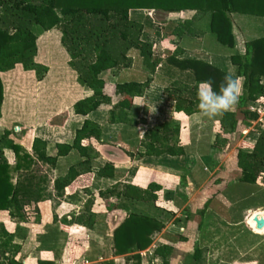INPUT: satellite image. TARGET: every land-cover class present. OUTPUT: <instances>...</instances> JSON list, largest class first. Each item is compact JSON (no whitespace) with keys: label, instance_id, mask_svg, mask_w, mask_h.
Listing matches in <instances>:
<instances>
[{"label":"trees","instance_id":"trees-1","mask_svg":"<svg viewBox=\"0 0 264 264\" xmlns=\"http://www.w3.org/2000/svg\"><path fill=\"white\" fill-rule=\"evenodd\" d=\"M131 11H161L165 13H196L208 15V29L221 46L235 47V30L231 15H246L262 19V37L244 42L242 50L230 56V63L236 68V77L243 76L242 91L234 108L222 114L214 128L213 148L224 153L229 150L236 135H243L253 123L258 121L257 108H264V0H0V73L21 65L25 71H34L37 80H42L48 69L35 63L38 36L50 30L60 33L61 47L66 51L69 67L77 76V83L88 91V95L73 105L75 115L87 116L102 107H109V124L136 125L129 118L133 99L142 97L149 87L157 68L163 60L153 53L152 44L141 39L143 26L130 17ZM192 20H184L171 30V37L180 38L192 35ZM136 51L141 59L143 70L149 77L143 82H122L108 84L102 75L130 68V51ZM183 51L176 48L165 62L175 70L186 73L185 83L172 81L164 95L174 104L177 113L186 116L199 113L197 108V88L201 81L211 80L212 90L218 91L227 74L212 65L199 60L180 59ZM119 100L112 104L109 88ZM3 102V87L0 80V109ZM58 118V117H57ZM63 116H60L59 119ZM65 121V118L62 120ZM49 123L58 125L56 118ZM180 127L170 123H160L148 129L139 147L145 156L160 157L168 155L179 157L184 154L179 144ZM100 128L89 121L76 131L72 145H56V154L47 153V145L36 138L31 145V154L9 138L4 131L0 136V212L24 223L27 220L26 208L45 199L46 177L35 173L39 165L55 167L57 159L67 156L75 150L81 159L70 165L67 173L54 181V188L59 197H63L65 188L70 193L69 200H78L75 188L82 186L83 176L92 169L91 148L82 142L93 138L99 140ZM235 138V139H234ZM234 139V141H232ZM11 151L14 164L10 165L4 151ZM236 168L239 171L237 182L255 185L264 180V132L258 131L257 139L250 145L239 143L235 151ZM114 167L106 164L97 172L98 177H113ZM16 181L13 182V177ZM86 194L89 189L82 187ZM160 186L149 183L144 189L131 185L116 186L101 197L115 196L137 202L149 203L157 199ZM79 201V200H78ZM210 201L197 214L202 217ZM85 213L55 221L44 229L37 238L38 251L50 252L53 258H38L35 264H55L64 248L67 236L64 231L72 224L85 228L93 225L90 217V205L85 204ZM87 213V215H86ZM62 226V230H58ZM164 224L146 215L129 213L112 232V251L114 256H127L132 264H142L137 252L146 250L150 236L161 231ZM17 236L0 223V264H27L26 256L20 253L21 246L15 242ZM70 242L69 264L75 259L94 264L98 259L91 252L84 251V241ZM183 240V239H182ZM80 244V245H79ZM82 247V248H81ZM93 247V246H92ZM155 254L162 258L172 256L173 247L165 245L156 249ZM199 259L198 251L193 257ZM96 264H114L102 261ZM150 264V263H147ZM161 264H169L164 261Z\"/></svg>","mask_w":264,"mask_h":264},{"label":"crops","instance_id":"crops-1","mask_svg":"<svg viewBox=\"0 0 264 264\" xmlns=\"http://www.w3.org/2000/svg\"><path fill=\"white\" fill-rule=\"evenodd\" d=\"M144 12L146 11H131L130 17L131 14H136L135 18H131L143 26L141 39L152 44L154 55L161 58L163 62L155 74L150 76L152 81L143 96L133 99L132 108L128 115L129 118L137 122L136 125L109 124L107 121L108 110L104 108L87 116L74 114L73 105L86 97L88 91L77 83V76L69 67V57L62 47L61 61L54 59V61L40 62L36 54L35 63L48 69L42 80H37L34 71L23 70L21 65H16L12 70L0 73L3 87L0 133L7 131L9 138L28 153L31 154L32 142L38 138L46 143L48 155L54 156L56 145L73 144L76 131L82 127L85 121L96 124L101 130L98 141L90 138L82 142L84 147L91 148L93 166L91 171L83 176L82 182L80 179L75 181V183L82 184V186L75 188V195L79 201L66 198L70 193L69 188H65L63 197L57 196L54 188V181L58 177L64 176L70 165L81 159L75 150H72L65 157L58 158L54 168L46 165L48 167L43 168L44 172L41 171L38 174L47 179L45 199L34 204L36 206L29 208L30 210L37 208V212L34 213L35 217H29L27 213L26 222L19 224L30 228L29 236L22 244L21 249L22 254L27 256L28 262L31 261L35 264L38 258H53V254L50 252L38 251L37 238L45 228L53 225L55 221L58 222L64 218L70 220L72 216L77 217L84 214L85 204L89 203V215L93 221L92 227L85 228L72 224L64 233L67 239H82L85 251L93 245L102 249V242L104 241L110 243V256L106 258L100 256L96 262H93L94 264L108 260L113 261L114 264L133 263L132 260H126L127 256H114L112 251V232L129 213L146 215L164 224L161 231L154 232L150 236V246L144 251L137 252L141 258V263L161 264L168 261L171 264L172 256L167 258L157 256L155 254L156 249L168 245L173 247V254L179 250L175 245L165 240L168 238L165 234H168L169 237L175 235L169 229L170 225L183 210L191 207L192 200H195L194 198L203 190L208 179L218 171L223 163H220L217 168H213L215 155L222 154L212 146L215 139L214 128L222 114L209 118L202 116L200 112L191 116L175 112L174 104L169 102L164 95V89L172 81L185 83L187 81L186 73L179 72L167 65L165 59L176 48H179L183 51L180 59L203 61L236 77V68L230 63V56L241 51L244 42L262 37V19L246 15H231V19L235 17L239 28L242 29L243 39H238L235 34V47L229 49L217 43L213 34V39L207 34L209 32L208 15L192 13L193 19H184V14L188 12L165 13L157 11L170 18H177L175 21H167L168 24L166 25H161V28L163 26L166 28L161 31L163 32L161 35L158 29L160 26L152 24L151 19L143 16ZM138 14L142 15L138 16ZM183 19L192 20L193 34H185L180 38H168L167 45L163 46V41L160 39L163 38L165 31L170 34L173 27L182 23ZM55 31L57 30H50L43 33L42 36L46 39L49 34ZM57 38L60 43V36L57 35ZM129 54L133 60L131 67L117 72H107L111 74L113 80L111 78L106 80L103 77L106 82H110L109 84H113V82H143L149 77V74L141 69L142 64L138 53L133 50ZM60 63L61 66H59ZM261 83L264 86V78ZM60 116L65 118L63 124L52 125L49 123ZM160 123H170L180 127L179 144L184 152L182 156H145L144 149L139 147V142L148 129ZM259 126L264 128L263 117L246 130L244 136L247 137L249 134L247 138L251 140L250 145L254 144L257 139ZM263 130L261 131L263 132ZM233 149L236 151L235 148ZM230 154L232 153L229 152L227 155L230 156ZM4 155L8 163L13 165L15 161L13 153L5 150ZM106 164H111L114 167L113 177H98V170ZM236 182L224 186L215 196V199L209 203L203 214V220H201L199 235L196 239L195 236L193 237V242L197 245L189 257L188 264H250L255 261L245 260L247 262L239 263L241 257H248L255 251L256 244L250 242L251 239L246 238L247 242L244 245L240 247L238 244L233 250L229 245L221 244L225 233L208 231L210 223L215 222L217 225L227 221L226 216L221 213L224 212V208L227 212L229 208L237 204L235 196L238 197V194L230 189L233 187L232 185L237 184ZM149 183L160 186V190L156 192L157 199L155 202L143 203L122 197L108 196L103 198L100 196V194H108L116 186L131 185L144 189ZM255 186L258 189H264V184L258 183ZM82 187L88 188L90 194L84 193ZM29 209L27 212L30 211ZM214 211H218V214L215 213L216 219L212 221L209 216L213 215ZM172 212L175 214L173 215ZM255 212H264V208L262 206L253 210L247 208L243 214ZM218 221L219 223H217ZM238 221L240 222V220ZM62 229V226H58V230ZM34 232H38L37 236ZM251 235L255 238L253 234ZM181 239L190 241V236L186 235ZM67 246L68 244L64 245L55 264H69ZM195 251L199 253L198 260L192 258ZM71 264L90 263L77 259Z\"/></svg>","mask_w":264,"mask_h":264},{"label":"rangeland","instance_id":"rangeland-1","mask_svg":"<svg viewBox=\"0 0 264 264\" xmlns=\"http://www.w3.org/2000/svg\"><path fill=\"white\" fill-rule=\"evenodd\" d=\"M131 15H132L131 16L132 18L136 17V14H134V13ZM139 15H142V14H138V16ZM192 15H193L192 13H185L183 17H184V19H193ZM143 16L151 19L152 24L158 25V27L160 26L158 29H159L161 35H163V32H161V31L166 29V28H163L164 26L161 28V25H166V24H168L167 21L170 22V21H175L177 19L175 17L170 18L167 15H163V13L157 12V11H154V12L146 11V12H144ZM231 20L234 24V28H235L234 30H235L236 37L238 39H243L242 38L243 35L241 33L242 29L239 28V25H238V22L236 21V18L232 17ZM58 33H59L58 31H55V32L49 34L46 39L42 36L43 34L38 36L37 42H36L37 49H38V52H37L38 61H40V62H45V61H50V60L54 61V59L61 61L60 59H62V58H60V57L63 56V54L61 52V49H62L61 44L59 43V40L57 38V35L60 36V34H58ZM207 34L209 35V37H211V39H213L212 38L213 35L210 34V32H208ZM163 38H165V40H163ZM163 38L160 40L165 42V43L162 42V45L165 46V45H167L166 43H167L168 38L171 39V35L168 33V31H165ZM156 51H158V50H156ZM158 53H156V54H158ZM130 55L131 54H129V56ZM52 65H54V64L52 63ZM61 65L62 64L60 63L59 66H61ZM137 66H138V64H137ZM52 69H53V66H52ZM141 69L143 70V67H141ZM145 73H147V72H145ZM102 77H104L106 80H108L111 78V74L107 73V74H104V76H102ZM111 80H113V79L111 78ZM107 83L109 84L110 82L107 81ZM113 84H115V83L113 82ZM109 89H110L109 93L112 95L111 96V102H112V104H115L119 100V97H117L113 93L114 92L113 86L110 87ZM54 92H56V91L54 90ZM53 96H55V95L53 94ZM49 98H53V97H49ZM102 108H104L106 110L109 109V107H102ZM261 117H263V122H264V112L261 115H259L258 121L260 120ZM63 119L62 118L59 119V117L56 118L57 124L61 125ZM254 124L255 123H253L252 125H254ZM262 128L263 127L260 128V126H259L258 130L261 131L264 129V128L263 129ZM263 132H264V130H263ZM245 133H246V131H244L243 135H240V136L236 135L235 136L236 139L234 138L235 141H234V139L232 140L234 142H233V144L229 150L225 151L222 154H216L215 155V157H214L215 162H214L213 168H217V166L223 162L221 164L220 168L218 169V171L214 175H212L208 179L203 190H201V192L194 198L195 200H192L191 207H188L185 210H183L179 214L178 218L174 222H172V224L170 225L169 229L175 235L169 237L168 234H165V236L168 237L165 240H168L170 244L175 245V247L179 249L172 255L171 261L169 258V261L171 264H179V263L180 264H188L189 263V261H190L189 257L194 252V249L197 245L193 242V237L195 236V239H196L197 236L199 235L198 233H199V230H200L201 225H202L201 220H203V216L200 217L197 213L204 208V204L207 201L211 202V200L215 199V196L217 194H219V191L224 186H227L228 184H232L233 182L237 181L239 173H238V170L236 168L235 151L233 148H235V150H236L239 143L242 141H245L248 144H249V142H251V140L249 138H247V137H249V134L246 137V136H244ZM0 136H1V133H0ZM229 152L232 153V154H230V156L227 155V154H229ZM47 167L48 166H46V165L39 164L35 168V170H36L35 173L38 175V174H40L41 171L44 172L43 168L46 169ZM210 170H212V169H210ZM13 179H14L13 182H15L16 181L15 175H14ZM236 183L237 184L232 185L233 187H231L230 189L232 192H236V194H238V197L235 196L237 204L235 206H233L232 208H229L227 212H226V209L224 208V212H221V213H223L226 216L227 221H225L221 224H217V225H215V222L213 224L210 223L208 225V231H212V232L217 231L218 233L220 231H222L223 233H225L224 239L221 241V244L229 245L230 247H232L233 250L236 249L238 244L240 247L242 245H244L245 242H247L246 238L251 239L250 242H255V244H256L255 251H253V254L248 256L249 258L245 257V256L241 257V260H240L241 262H239V263H242L243 261L247 262L245 260H250V261L255 260L253 263H250V264H264V228L261 230H257L255 223L253 222V217L256 215L259 218L264 219V212H255V213H250V214L244 213L243 214V211L247 208H250L251 210H253L256 207L258 208L260 206H262L264 208V189H262V190L258 189L255 185L243 184L240 182H236ZM258 183L263 185L264 180L259 179L257 184ZM31 206H36V205L31 204ZM31 206L26 208V214L28 213L29 217H35L34 213L37 212V208L35 207L33 210H30L29 208H31ZM208 206H209V204H208ZM27 209H29L30 211L27 212ZM178 210H179V208H178ZM206 210H207V208H206ZM216 212L218 214V211H216ZM216 212L214 211L213 215L209 216V218L212 221H215V219H216V217H215ZM172 214L174 215L175 213L172 212ZM238 220H240V222ZM0 223H3L4 226L9 231H12L15 233V235L17 236V239H15V242L17 244H19L21 246V249H22V244L25 242V240H27V238H28L27 236H29L30 228L26 227V226L24 227V226L19 225V224H23V223L17 219L12 220V218H10L6 213H3V212H0ZM217 223H219V221ZM165 226H166V224H165ZM180 227H181V230H180ZM178 228H179V230H178ZM34 234L37 236L38 232L37 233L34 232ZM251 234H253L255 238H253V236ZM184 235L185 236L188 235V237L190 236V241H187V240L183 241L181 238L185 237ZM81 241H83V240L82 239H76L74 241V244L77 245ZM102 243H103L102 249H100L97 245H93V247H90V249H88L86 252H91V255L95 256L96 259H98L100 256L102 258L109 257L111 254L110 243L108 241H104ZM66 244H68L67 248L69 250L70 242H68L67 239L65 241V245ZM84 251H85V249H84ZM243 251L245 253V250H243ZM20 253L22 254L21 250H20ZM236 254H237V252H236ZM68 255H69V252H68ZM228 258H230V257H228ZM68 260H69V258H68ZM75 260H77V259H75ZM213 261H215V260L213 259ZM26 262H27V264L28 263L33 264V262H31V261H29V262L27 261V256H26Z\"/></svg>","mask_w":264,"mask_h":264},{"label":"clouds","instance_id":"clouds-1","mask_svg":"<svg viewBox=\"0 0 264 264\" xmlns=\"http://www.w3.org/2000/svg\"><path fill=\"white\" fill-rule=\"evenodd\" d=\"M243 80V76L226 74L218 91L212 90L211 80L201 81L196 93L200 114L211 118L234 108L242 91Z\"/></svg>","mask_w":264,"mask_h":264},{"label":"water","instance_id":"water-1","mask_svg":"<svg viewBox=\"0 0 264 264\" xmlns=\"http://www.w3.org/2000/svg\"><path fill=\"white\" fill-rule=\"evenodd\" d=\"M253 222L255 223L256 229L261 230L264 228V219L259 218L257 215L253 217Z\"/></svg>","mask_w":264,"mask_h":264},{"label":"built area","instance_id":"built-area-1","mask_svg":"<svg viewBox=\"0 0 264 264\" xmlns=\"http://www.w3.org/2000/svg\"><path fill=\"white\" fill-rule=\"evenodd\" d=\"M257 112H258V115H261L264 112V108L258 107Z\"/></svg>","mask_w":264,"mask_h":264}]
</instances>
